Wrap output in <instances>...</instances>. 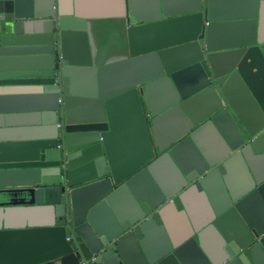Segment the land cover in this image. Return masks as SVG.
I'll list each match as a JSON object with an SVG mask.
<instances>
[{"label":"water","instance_id":"water-1","mask_svg":"<svg viewBox=\"0 0 264 264\" xmlns=\"http://www.w3.org/2000/svg\"><path fill=\"white\" fill-rule=\"evenodd\" d=\"M120 1L0 0V264H264V0Z\"/></svg>","mask_w":264,"mask_h":264},{"label":"crops","instance_id":"crops-1","mask_svg":"<svg viewBox=\"0 0 264 264\" xmlns=\"http://www.w3.org/2000/svg\"><path fill=\"white\" fill-rule=\"evenodd\" d=\"M84 1V11L88 13L87 15L92 16H99V15H118L121 13L122 9V3L120 0H83ZM151 0H125V9L127 8L128 12H130V19L133 21V23H141L145 19H147V12L149 11L147 2H150ZM128 2V3H127ZM128 6V7H127ZM171 10L170 5H165L164 7V13H169ZM171 12V11H170ZM263 55H264V48L262 49ZM255 57H258L257 53H255ZM238 87L235 89V92L233 93L235 100L239 104V106H243L244 108H247V104L253 103L251 97L246 93V87L237 79ZM157 95L156 93L153 94V99L151 101L153 102L156 100ZM151 102V103H152ZM155 106L158 105V103H153ZM143 107L145 110H147L145 101L143 100ZM156 108V107H155ZM258 111V116H259ZM251 118V114L249 116ZM176 119L175 116H160L155 123L151 124V119L149 118L147 120L148 125V131L150 135L151 142L153 146L156 144V142L167 144L169 143L174 135L176 134ZM35 118L28 115H10L6 119V126H14L17 125H23L30 122H34ZM253 120V117L251 118ZM3 122L2 119H0V126H2ZM193 207L194 210L197 212H200L202 210V205L200 203V200H197L196 198L193 199ZM241 209L245 216H247L250 220V222L253 224V226L257 228L264 229V201L256 194L251 193L248 196H246L241 204ZM176 222L174 225H172L173 228H175ZM176 230V229H175ZM150 246L153 251L158 250L160 243L159 240L152 238L150 241ZM157 264H181L177 259H175L172 256H167L163 260H161Z\"/></svg>","mask_w":264,"mask_h":264},{"label":"rangeland","instance_id":"rangeland-1","mask_svg":"<svg viewBox=\"0 0 264 264\" xmlns=\"http://www.w3.org/2000/svg\"><path fill=\"white\" fill-rule=\"evenodd\" d=\"M128 3V2H127Z\"/></svg>","mask_w":264,"mask_h":264}]
</instances>
